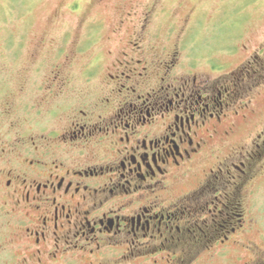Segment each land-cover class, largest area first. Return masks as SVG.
<instances>
[{"label":"flooded vegetation","instance_id":"af4514ba","mask_svg":"<svg viewBox=\"0 0 264 264\" xmlns=\"http://www.w3.org/2000/svg\"><path fill=\"white\" fill-rule=\"evenodd\" d=\"M155 11L150 3L135 23L127 20L131 11L120 19L121 33H114L123 50L111 54L102 92L83 98L61 130L37 135L29 129V136L0 142V264H190L196 246L186 235L200 224L209 230L233 225L228 233L253 225L244 193L257 203L264 128L248 144L224 142L235 129L233 117L258 114L262 59L254 55L245 68L216 79L176 75L181 46H164L162 58L150 52L158 41L166 43L152 31ZM128 24L132 30L121 35ZM98 27L88 25L83 44L94 40ZM86 66L83 78L90 83L101 62ZM152 66L153 86L147 82ZM65 68L54 64L38 85L46 96L67 91ZM205 163L204 180L167 202L175 179ZM199 236L207 244L218 235ZM160 250L167 253L150 258Z\"/></svg>","mask_w":264,"mask_h":264},{"label":"rangeland","instance_id":"374dc122","mask_svg":"<svg viewBox=\"0 0 264 264\" xmlns=\"http://www.w3.org/2000/svg\"><path fill=\"white\" fill-rule=\"evenodd\" d=\"M150 3L156 6L152 31H159L166 41H158L150 52L156 55L154 58H162L164 46L168 51L174 45L181 46V66L174 69L176 75L197 72L216 79L245 68L254 55H260V65L264 66V0H0V142L29 136V129L37 135L59 131L83 98L96 99L102 92L111 54L119 57L123 50L121 39L116 41L114 33L121 31L120 19L131 11V19L127 20L135 23ZM92 22L99 25L95 38L83 44ZM158 26L160 29H156ZM130 30L132 24L125 25L121 35ZM98 62L101 66H95L92 81H85L84 66ZM54 64L65 66L70 74L67 94L60 97L46 96L38 87L45 83ZM154 69L152 66L149 70L147 80L151 86L156 84ZM254 96L258 114L232 119L235 129L224 142L232 148L250 143L264 128V96ZM63 101L68 106L58 109L56 106ZM54 107L58 111L51 115ZM206 163L195 165L194 173L183 180L176 178L164 196L167 202L196 188L204 180ZM257 181V203L252 194L244 193L246 219L253 225L245 231L238 227V232L228 233L233 225L209 230L200 224L186 235L194 239L189 242L196 246L190 264H264V175ZM184 215L182 220L187 218ZM202 217L205 219L206 214ZM214 233L218 236L213 242L196 240L199 235L210 239ZM225 233L229 238L222 243ZM166 253L152 251L150 258Z\"/></svg>","mask_w":264,"mask_h":264}]
</instances>
